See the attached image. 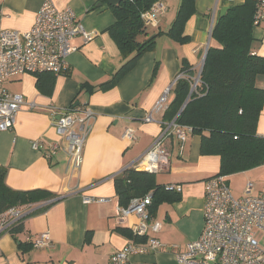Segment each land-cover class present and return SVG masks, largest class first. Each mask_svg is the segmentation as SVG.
I'll list each match as a JSON object with an SVG mask.
<instances>
[{
    "label": "crops",
    "instance_id": "crops-1",
    "mask_svg": "<svg viewBox=\"0 0 264 264\" xmlns=\"http://www.w3.org/2000/svg\"><path fill=\"white\" fill-rule=\"evenodd\" d=\"M45 1L0 0V28L28 31ZM49 1L57 9L73 10L85 29L98 35L86 44L79 38L74 41L73 45L79 50L68 57L69 70L56 77L50 96L36 90L35 78L30 74L3 86L10 93L22 95L26 102L17 114L14 127L0 133V169L6 170V186L15 191L46 190L58 198L45 212L35 215L30 213L47 203L20 207L29 213L24 216L23 231L16 238L27 243L24 240L27 237L47 233L50 246L32 248L21 254L14 238L3 232L0 234V264H108L111 255L134 242L116 229L131 231L138 222L134 215L118 220L114 177L152 147L161 127L168 123L162 117L172 94L169 92L166 109L152 115L153 121L143 119L163 92L174 86L182 62L190 68L191 79L199 76L210 43L211 26L218 13L245 0H195L196 13L184 27L187 43L179 44L164 34L158 36L154 48L142 55L114 88L93 93L82 90L81 86L96 87L108 81L125 62L106 32L114 22L108 3L104 0ZM161 1L166 11L160 15L156 26L146 28L147 38L167 32L174 21L180 0ZM262 12L263 18L253 24L251 50L260 57H264V9ZM255 85L264 90V76H259ZM30 103L35 105L32 110ZM70 107L89 109L95 117L82 147V165L73 173L67 169L64 142L52 123L62 110ZM259 115L257 134L264 137V100ZM126 130H131L133 141L125 136ZM34 141L41 144L40 150H33ZM199 142V136L189 133L182 144L174 134L162 143L166 159L163 158L158 170L150 174H155L156 183L165 189L179 186L181 200L157 208L153 220L160 224V230L147 235L156 238L161 247L147 254L132 255L128 264H177L175 255L184 252L186 245L198 238L203 227L205 180L215 176L220 165L217 156H200ZM53 144H58L59 148L46 158ZM260 167L228 176L226 181L231 193L236 191V197L241 196L250 182L255 184L253 193L260 194L256 192L261 188ZM240 175L244 183L231 188L230 179Z\"/></svg>",
    "mask_w": 264,
    "mask_h": 264
},
{
    "label": "trees",
    "instance_id": "trees-1",
    "mask_svg": "<svg viewBox=\"0 0 264 264\" xmlns=\"http://www.w3.org/2000/svg\"><path fill=\"white\" fill-rule=\"evenodd\" d=\"M159 1L161 0H124L113 6L107 4L114 22L106 32L125 62L108 81L96 87L82 85V90L93 93L114 88L132 70L138 59L154 48L156 38L162 34L179 44L188 42V38L184 36V27L196 13L195 0H180L169 30L147 38V27L140 16ZM104 2L108 3V0ZM258 5L260 0H245L240 5L229 7L223 16L217 17L211 26L210 43L196 87L191 90L192 72L182 62L180 74L184 77L176 79L170 90L172 99L162 117L167 122L174 119L177 125L190 128L192 135L199 136L200 156L214 155L219 158L216 176L228 177L246 172L260 167L264 160V137L257 134L256 128L263 106L264 90L257 89L255 85L256 79L264 76V57L251 51L254 44L252 29L256 23ZM156 67L157 65L153 76ZM33 76L36 90L42 95L50 96L58 75L43 72ZM189 93L188 101L181 109ZM5 176L6 170L0 169V216L12 208L47 203L30 215L42 213L58 198L56 194L41 189L11 190L6 186ZM112 185L118 206L123 208L131 200L143 198L150 193L148 213L151 219L160 205L181 200L180 193L168 191L165 186L156 183L155 174L132 168H126L114 177ZM23 220L24 218L8 230L21 254L32 249L30 243H23L16 238L23 231ZM116 232L135 243H143L147 239L146 236H132V232L126 228H118Z\"/></svg>",
    "mask_w": 264,
    "mask_h": 264
},
{
    "label": "built area",
    "instance_id": "built-area-1",
    "mask_svg": "<svg viewBox=\"0 0 264 264\" xmlns=\"http://www.w3.org/2000/svg\"><path fill=\"white\" fill-rule=\"evenodd\" d=\"M264 0L257 6L256 23L263 18ZM166 6L162 1L152 4L142 17L145 27L156 26ZM32 27L26 32L4 30L0 28V133L10 131L15 124L17 114L26 103L22 95L10 93L4 84L26 74L34 75L49 72L64 75L69 70L68 57L79 50L74 44L80 39L83 44L94 39L98 34L88 32L80 19L70 8L57 9L46 0L35 15ZM179 74L176 79L183 78ZM199 77V76H198ZM198 77L193 79V90ZM175 79V82L177 81ZM168 88L160 97L154 108L145 117L146 122L153 121L152 115L166 109ZM31 110L34 104H29ZM95 117L89 109L67 108L58 114L53 123L58 136L64 142L63 151L67 157V169L78 172L82 165V147L88 137ZM152 147L129 168L136 171L155 173L159 164L166 159L162 149L163 142L170 134L176 135L180 144L184 143L191 133L190 128L179 126L174 119L165 123ZM125 136L133 141L131 130ZM33 150H40L38 141L32 142ZM58 144L48 149L46 158L55 154ZM264 167V160L262 165ZM227 177L215 175L205 180L203 227L196 240L188 243L184 252L175 255L177 264H264V243L255 237V231L264 232V194H254V185L246 184L243 194L236 197L231 193ZM166 190L180 192L179 186H167ZM88 201V200H87ZM151 195L131 200L125 208L115 209L119 221L134 215L138 222L132 227V236L144 237L143 243L131 242L110 256L108 264H128L132 255L147 254L157 251L161 244L153 236L160 230V224L151 219L148 208ZM26 213L19 208H12L0 216V234L8 231L22 220ZM34 249L50 246L47 233L27 237Z\"/></svg>",
    "mask_w": 264,
    "mask_h": 264
},
{
    "label": "rangeland",
    "instance_id": "rangeland-1",
    "mask_svg": "<svg viewBox=\"0 0 264 264\" xmlns=\"http://www.w3.org/2000/svg\"><path fill=\"white\" fill-rule=\"evenodd\" d=\"M194 79H196V78H194ZM192 81L194 82V80H192ZM260 168L261 169L259 170V182L261 183V188L257 189L256 192H258L260 194H264V167H260ZM242 178H244V177H241V175H240L236 178L230 179L233 182L231 188L236 189V187L242 185L244 183ZM160 181H161V179H160ZM235 192L236 191H234V195L238 196V195H236ZM255 232H256V238L264 241V232H260V231H255Z\"/></svg>",
    "mask_w": 264,
    "mask_h": 264
},
{
    "label": "water",
    "instance_id": "water-1",
    "mask_svg": "<svg viewBox=\"0 0 264 264\" xmlns=\"http://www.w3.org/2000/svg\"><path fill=\"white\" fill-rule=\"evenodd\" d=\"M122 1H124V0H108V5L113 6V5L119 4V3L122 2ZM226 10H227V8H222V9L220 10V12L218 13V14H219L218 17L223 16V15L225 14L224 12H226ZM206 52H207V51H206ZM206 52H205V56H206ZM205 56H204V59H205ZM203 63H204V61H203ZM202 65H203V64H202ZM202 65H201V69H202ZM189 92H190V91H189ZM189 96H190V93H189V95H188V97H187V99H186V102H185L184 104H182L183 106H182L181 109H183V107L186 105Z\"/></svg>",
    "mask_w": 264,
    "mask_h": 264
},
{
    "label": "bare ground",
    "instance_id": "bare-ground-1",
    "mask_svg": "<svg viewBox=\"0 0 264 264\" xmlns=\"http://www.w3.org/2000/svg\"><path fill=\"white\" fill-rule=\"evenodd\" d=\"M4 232H8V231H4Z\"/></svg>",
    "mask_w": 264,
    "mask_h": 264
}]
</instances>
